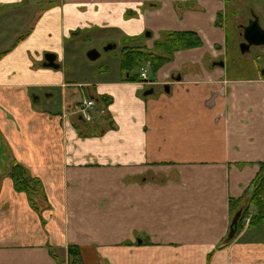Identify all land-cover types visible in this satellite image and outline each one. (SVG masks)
Masks as SVG:
<instances>
[{
	"label": "crops",
	"instance_id": "1",
	"mask_svg": "<svg viewBox=\"0 0 264 264\" xmlns=\"http://www.w3.org/2000/svg\"><path fill=\"white\" fill-rule=\"evenodd\" d=\"M243 6L264 17V0H0V264H65L70 244L85 264H264V224L225 240L230 200L264 162V70L224 63L226 14ZM172 31L201 45L139 81L120 66L91 77L75 97L65 65L81 34L150 49ZM47 52L59 68L42 66ZM83 96L108 99L104 126L73 114ZM14 161L46 208L14 189Z\"/></svg>",
	"mask_w": 264,
	"mask_h": 264
},
{
	"label": "trees",
	"instance_id": "2",
	"mask_svg": "<svg viewBox=\"0 0 264 264\" xmlns=\"http://www.w3.org/2000/svg\"><path fill=\"white\" fill-rule=\"evenodd\" d=\"M138 38H143V36L135 37L134 40ZM200 45L201 40L195 32L172 31L160 34L150 49L144 46H124L120 53L122 79L139 81L140 71L145 65H148L151 74H155L156 70L168 61L174 52ZM4 52V50L0 51V56ZM96 100L104 102L105 105L108 103V99L103 96H97ZM102 119L107 120L108 116L104 114ZM7 174L12 179L14 189L25 193L28 203L35 211L39 212L47 207L48 202L41 181L31 176L23 165L16 161L12 162ZM251 190V194L246 199L230 200L229 206L232 215L239 209L241 210L236 235L243 229V221L247 216H249L248 227H257L264 224V162L260 164V169L252 180ZM251 208L254 209L253 212H250ZM47 247L50 254H52V248L49 245ZM66 253L67 264H85L81 259L77 245H68Z\"/></svg>",
	"mask_w": 264,
	"mask_h": 264
},
{
	"label": "rangeland",
	"instance_id": "3",
	"mask_svg": "<svg viewBox=\"0 0 264 264\" xmlns=\"http://www.w3.org/2000/svg\"><path fill=\"white\" fill-rule=\"evenodd\" d=\"M254 9L248 7H240L230 11L226 14L225 24L227 30L228 38V50L225 57L224 63L228 68V74L231 76H246L251 74L257 66L264 70V46H251L249 50L245 53H241L239 49V44L243 40V31L239 26H246L248 21L255 16ZM258 23L262 29H264V17L257 18ZM263 25V27H262ZM235 32L237 34H235ZM237 35V36H236ZM244 41V40H243ZM102 37L96 34L85 36L81 34L74 42L68 44L69 47H72L73 43L76 46L75 57L68 62L66 68H70L68 72L69 76H72V85L71 89L75 92V97L80 96L79 90L82 87H85V82H88V79L91 77L98 78L99 75L102 77L111 78L117 76L120 66V53H121V43L117 42V46L110 50H103V47L106 43H101ZM8 46V45H6ZM5 48V45L0 47V51ZM90 49H97L100 51V56L95 60H90L87 58L86 53ZM69 64L71 67H69ZM109 69V73H104ZM56 97H59L56 95ZM77 116V113H73ZM105 114V111H104ZM103 114V115H104ZM98 117V125L104 126L106 120L102 119V116ZM103 120V121H102ZM98 123V122H97ZM248 227V226H247ZM244 227L243 228H247ZM67 264V263H65Z\"/></svg>",
	"mask_w": 264,
	"mask_h": 264
},
{
	"label": "water",
	"instance_id": "4",
	"mask_svg": "<svg viewBox=\"0 0 264 264\" xmlns=\"http://www.w3.org/2000/svg\"><path fill=\"white\" fill-rule=\"evenodd\" d=\"M243 42L239 44L240 52L244 53L249 49L250 46H264V29H262L258 23L257 17H252L249 23L243 27ZM114 43H108L103 47V50L107 51L115 48ZM86 56L90 60H95L100 56V52L97 49H90L87 51ZM222 64V63H221ZM42 66L46 68L57 69L59 64L56 62V56L53 53H45L43 56ZM151 92V90L146 91L145 94ZM241 210L236 211L231 217L228 232L225 240L231 241L234 239L237 233L238 219Z\"/></svg>",
	"mask_w": 264,
	"mask_h": 264
},
{
	"label": "built area",
	"instance_id": "5",
	"mask_svg": "<svg viewBox=\"0 0 264 264\" xmlns=\"http://www.w3.org/2000/svg\"><path fill=\"white\" fill-rule=\"evenodd\" d=\"M141 77L145 78V74L141 73ZM76 113L86 122H94L104 114V109L99 108L95 101L90 98L83 97L77 107ZM249 223V216L244 218L243 225L246 227Z\"/></svg>",
	"mask_w": 264,
	"mask_h": 264
},
{
	"label": "flooded vegetation",
	"instance_id": "6",
	"mask_svg": "<svg viewBox=\"0 0 264 264\" xmlns=\"http://www.w3.org/2000/svg\"><path fill=\"white\" fill-rule=\"evenodd\" d=\"M253 17H255V16H253ZM251 19H252V18H251ZM251 19H250V20H251ZM250 20H249V21H250ZM249 21H248V23H249ZM243 27H244V25H243V26H239V28H241L242 31H243ZM242 33H243V32H242ZM241 42H243V40H242ZM241 42H240V43H241ZM250 47H251V46H250ZM250 47H249V48H250ZM248 50H249V49H248ZM248 50H247V51H248ZM247 51H245V52H247ZM245 52H244V53H245ZM241 53H242V52H241ZM221 63L223 64L222 61L220 62V64H221ZM222 64H221V65H222ZM140 76H141V73H140ZM141 78H142V77H141ZM145 78H146V77H145ZM85 97H86V98H89L88 96H85ZM90 99H93V98H90ZM93 100L95 101L96 105L98 106V101H96L95 99H93ZM79 101H80V99L78 100L77 105H78ZM77 105H76V106H77ZM98 107H99V106H98ZM99 108H103V107H99ZM103 109H104V108H103Z\"/></svg>",
	"mask_w": 264,
	"mask_h": 264
}]
</instances>
